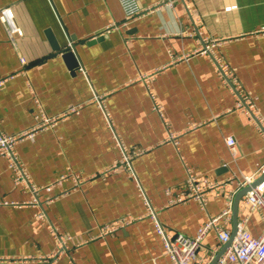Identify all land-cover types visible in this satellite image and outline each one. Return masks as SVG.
Returning <instances> with one entry per match:
<instances>
[{
    "label": "crops",
    "instance_id": "0c3cea01",
    "mask_svg": "<svg viewBox=\"0 0 264 264\" xmlns=\"http://www.w3.org/2000/svg\"><path fill=\"white\" fill-rule=\"evenodd\" d=\"M138 2L144 11L128 19L120 0H0V131L34 126L36 99L50 116L79 106L15 150L37 186L69 169L86 178L50 203L43 202L71 182L42 190L33 203L32 191L15 182L0 153V264H171L135 179L122 168L100 175L120 156L113 130L128 147L147 149L132 160L133 170L172 235L194 237L226 207L213 193L206 207L195 199L170 203L187 168L212 180L242 179L264 163V135L235 109L211 58L199 53L204 40L216 42L264 118V0ZM113 23L117 27L106 30ZM144 74L153 76L162 114L153 109ZM169 132L178 135L175 141ZM228 135L236 139V157ZM243 199L238 220L247 215L248 229L259 236L264 213L245 207ZM42 209L70 235L66 251L58 253L53 233L38 220ZM126 217L132 222L124 229L99 236L103 225ZM225 226L232 231V214ZM205 238L198 261L210 264L223 244L214 230Z\"/></svg>",
    "mask_w": 264,
    "mask_h": 264
},
{
    "label": "built area",
    "instance_id": "2783aa9c",
    "mask_svg": "<svg viewBox=\"0 0 264 264\" xmlns=\"http://www.w3.org/2000/svg\"><path fill=\"white\" fill-rule=\"evenodd\" d=\"M125 17L132 19L142 13L144 9L140 6L138 0H120ZM7 13L12 14L10 10H6ZM116 24L109 25L106 30L116 28ZM217 43L204 40L203 47L199 53L208 55L211 58L212 63L216 67L218 77L220 80L227 84L231 92L236 99L235 109L244 112L251 121L256 125L259 133L264 135V118L254 102L249 96L244 87L243 82H240L232 66L223 58L216 48ZM22 61H25L22 59ZM151 74L142 75V80L147 85L150 98L153 102V109L162 114V105L158 101L150 82L153 80ZM5 78H1L0 87L4 83ZM95 100L101 106L103 118L109 126L112 125L110 118V112L103 103L102 97L96 96ZM36 104L39 107L37 115L35 117L36 124L29 129L20 131L19 133L9 134L0 131V153L8 158L9 166L15 175L14 180L16 183L21 181L27 184V187L32 191L34 195V202H38L39 194L42 190L47 192H53L52 190L56 186H63L65 181H70L71 187H62L56 194L49 195L45 198L43 203H50L57 196L67 194L75 187L81 186L86 181V178L77 171H71L70 169L61 173L50 184H41L39 186L33 184L30 175L27 174L23 167V162L17 156L15 147L23 139H33L37 131L45 130L57 123L58 120L69 117L72 113L79 111V106L71 105L66 110L50 116L45 109L40 105L39 100L36 99ZM113 137L116 140L117 147L119 149V158H117L107 169L102 171L100 175L105 176L110 171H116L120 168L125 169L135 179L137 187L139 188L140 195L143 198L146 205V215L150 216L155 222V228L159 236L163 239L165 245V252L170 257L171 264H209L203 263V260L198 261V251L204 246V240L206 235L214 230L216 236L219 239L220 244H226L229 241L230 245L221 254L214 264H264V228L259 236H254L248 229V216L241 219L238 223V229L233 236L231 229L227 228L225 224L229 222L232 214L233 198L236 192L246 186V184L254 181L258 177L264 174V163L261 168L252 176H245L242 179H238L234 176H229L224 180H212L207 177L196 175L191 169L187 168L188 175L186 179L177 186L176 195L170 200V203H177V201L185 200H197L203 207L207 205L208 196L213 193L217 196L224 198L226 204L225 209L217 215H211L204 223H202L195 236L189 237L182 233L175 235L170 234L162 222L158 219L157 209L151 204L149 197L147 196L144 188L141 187L136 173L133 170L132 160L141 155L146 148H130L121 140L119 135L113 130ZM169 138L173 141L178 135L169 132ZM226 145L231 151L233 157L238 156L239 151L237 149L236 139L232 135H228L225 139ZM168 194L174 193L172 187L167 189ZM245 207L248 206L251 210H259L264 213V179L261 183L257 184L251 190H249L243 199ZM37 218L42 224L47 225L50 231L58 242V253L66 251L68 249L67 240L70 239V235L62 233L58 228L53 225L45 211L42 209L37 213ZM224 220V222H223ZM132 220L128 217L112 220L109 223L103 225L100 228L99 236H105L109 233L115 232L120 229H124L126 225L130 224Z\"/></svg>",
    "mask_w": 264,
    "mask_h": 264
},
{
    "label": "water",
    "instance_id": "95a60500",
    "mask_svg": "<svg viewBox=\"0 0 264 264\" xmlns=\"http://www.w3.org/2000/svg\"><path fill=\"white\" fill-rule=\"evenodd\" d=\"M67 57H70L71 60H72V65H77V62H76V58L74 57V53H72V51H69L67 52L66 54ZM264 179V174L261 176V177H258L257 179H255L254 181L246 184V186L240 190H238L236 192V194L234 195V198H233V206H232V220H233V229H232V235L231 237L233 238V236L235 235L237 229H238V223H239V220H238V211H239V200L241 197L245 196V194L251 190L253 187H255L257 184L261 183L262 180ZM230 242L229 241L228 243L224 244L223 245V248L216 254L215 257H213L212 261L210 262V264H214L217 259L221 256V254L226 250V248L230 245Z\"/></svg>",
    "mask_w": 264,
    "mask_h": 264
}]
</instances>
